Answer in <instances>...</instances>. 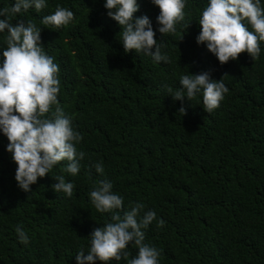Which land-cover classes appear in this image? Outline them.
Wrapping results in <instances>:
<instances>
[{
	"label": "trees",
	"instance_id": "1",
	"mask_svg": "<svg viewBox=\"0 0 264 264\" xmlns=\"http://www.w3.org/2000/svg\"><path fill=\"white\" fill-rule=\"evenodd\" d=\"M105 2L46 0L39 13L32 8L12 19L13 25L23 19L42 29L44 51L60 68L59 104L83 137L76 147L86 155L77 175L64 171V160L24 192L0 132V264H78L76 254L83 248L87 255L93 230L111 221L90 201L103 180L123 198L121 215L135 203L145 206L140 216L156 212L144 243L159 250V264H264V42L258 59L245 52L221 65L196 39L208 0H186L184 21L163 38L160 9L137 0L134 15L150 18L171 58L157 63L125 52L117 35L122 29ZM14 3L0 0V8ZM57 5L73 11L74 20L60 28L41 24ZM206 71L215 80L227 74L229 91L213 112L204 111L202 93L192 102L168 95L167 87H180L182 74ZM181 107L185 115L178 113ZM98 162L103 174L95 170ZM60 175L75 185L71 198L52 189ZM17 226L29 243L20 242ZM127 251L129 259L138 253L131 244Z\"/></svg>",
	"mask_w": 264,
	"mask_h": 264
},
{
	"label": "clouds",
	"instance_id": "2",
	"mask_svg": "<svg viewBox=\"0 0 264 264\" xmlns=\"http://www.w3.org/2000/svg\"><path fill=\"white\" fill-rule=\"evenodd\" d=\"M160 9L156 20L162 38L176 33V25L185 19L186 0H151ZM47 7L46 0H15L11 7L0 8V33L4 36L3 61L0 64V132L7 137V151L16 163L15 180L24 192H31V186L43 178L59 162L67 160L64 171L75 176L80 171V161L85 158L76 145L83 139L72 127V118L67 116L58 101L60 81L59 65L47 55L41 42V28L32 21L20 19L12 24L13 17L34 8L37 13ZM104 7L108 16L118 22L122 29L120 36L125 52L135 50L151 56L159 63H171V58L162 52V39L157 41L156 31L147 15L136 17L140 9L137 0H106ZM74 20L73 11L57 5L54 13L42 18L41 24L60 28ZM201 27L197 43L206 45L221 65L237 60L242 53H248L253 60L260 56L261 42H264V5L261 0H208L200 14ZM189 25L187 26V28ZM251 29V30H250ZM153 48L155 51H153ZM225 74L215 80L211 72L182 74L180 87H167L168 95L174 101H193L202 93L203 109L213 112L229 91L224 83ZM54 106V107H53ZM178 113L185 115L181 107ZM97 173L103 174L102 162L94 165ZM56 193L73 196L75 185L66 182L60 175L53 177ZM110 181H100L90 192V201L100 213H110L111 221L95 228L90 234V247L81 248L76 254L78 264H102L125 260L127 264H159L160 252L145 241V231L157 219L155 211L149 210L140 216L142 203L124 209L123 198L113 192ZM164 221H158L162 227ZM16 233L21 243H29V237L20 226ZM138 249L129 259V245Z\"/></svg>",
	"mask_w": 264,
	"mask_h": 264
}]
</instances>
